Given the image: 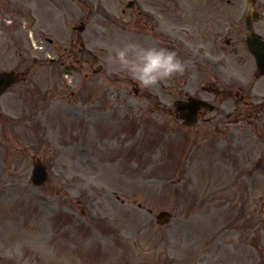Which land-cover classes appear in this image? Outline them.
<instances>
[{
    "label": "rangeland",
    "instance_id": "1",
    "mask_svg": "<svg viewBox=\"0 0 264 264\" xmlns=\"http://www.w3.org/2000/svg\"><path fill=\"white\" fill-rule=\"evenodd\" d=\"M19 1L18 13L0 12V72H27L0 97V264H264V102L242 109L231 86L255 78L242 47L230 61L214 39L240 6L226 9L228 20L225 0H182L170 18L183 14L185 31L172 33L183 43L156 46L91 2L62 0L67 14L36 5L43 30ZM70 38L98 54L99 74L65 53ZM129 41L174 51L185 71L140 87L107 63ZM188 96L216 107L193 128L175 111ZM37 158L50 171L40 187L30 180ZM161 211L170 224L156 222Z\"/></svg>",
    "mask_w": 264,
    "mask_h": 264
},
{
    "label": "flooded vegetation",
    "instance_id": "2",
    "mask_svg": "<svg viewBox=\"0 0 264 264\" xmlns=\"http://www.w3.org/2000/svg\"><path fill=\"white\" fill-rule=\"evenodd\" d=\"M140 1V0H139ZM56 0H52V3L55 4ZM134 2V1H133ZM145 0V4H147V6L150 9V15H151V19H149L148 21L142 23L141 25H144L146 27H150L151 29H159V30H168L169 28L171 29H177L179 26H182L184 23L183 21V14H179V18L176 17V21L178 26L174 27L170 25H165L161 23V20L163 19V16L165 15L168 18V14H172L171 12H173L174 7H176L177 10H179L180 8V2L177 0L175 2V0ZM226 5H229V8L226 7V9H228L230 11V9L232 10L233 6H240L239 9L237 10L238 12H235V19L233 20L231 16H229V12L226 10H223L226 12V15L228 16V20H233L230 24V26H226L225 27V34H224V38L223 41L227 44V46H229L228 49H226V53L227 56L232 59L233 57H236L239 55L240 52V47H242V58H243V63L244 65H248L249 68V73L252 74L256 80L258 81L259 78L264 77L263 75H261L260 70L254 66V68H252L251 66H249L248 60H250V58L253 57V55L250 52L249 49V43H248V39H249V31H248V25L249 27L252 28L253 31H256V33L260 36V38L262 39L261 41L264 42V0H225ZM161 5V6H158ZM172 5V6H171ZM125 11V10H123ZM233 14V13H232ZM148 15V14H147ZM241 21H238V20ZM184 28V26L182 27V29ZM246 33V34H244ZM219 36H222L221 33L219 32ZM217 34L216 32L214 33V39L216 41L217 39ZM76 44L80 43V39H73L71 38V47L74 48L73 46ZM77 60V59H76ZM253 66V65H252ZM256 81H254V83H252L251 88H250V93H252L254 87L256 85ZM244 88H240V91L242 92ZM258 93L260 95V97H264V93H262L263 88L261 89H257ZM236 96H238V100L239 101H243V103L241 105L245 106V107H254L257 108L255 106L253 101L254 99L252 98L253 95L251 96V94H247L245 93V96L240 95L239 92H236L235 94ZM258 96V95H257ZM244 98H246V100H244Z\"/></svg>",
    "mask_w": 264,
    "mask_h": 264
},
{
    "label": "clouds",
    "instance_id": "3",
    "mask_svg": "<svg viewBox=\"0 0 264 264\" xmlns=\"http://www.w3.org/2000/svg\"><path fill=\"white\" fill-rule=\"evenodd\" d=\"M107 63L113 71L127 74L142 88H154L172 77L183 74L185 67L174 51L145 47L129 41L110 52Z\"/></svg>",
    "mask_w": 264,
    "mask_h": 264
},
{
    "label": "water",
    "instance_id": "4",
    "mask_svg": "<svg viewBox=\"0 0 264 264\" xmlns=\"http://www.w3.org/2000/svg\"><path fill=\"white\" fill-rule=\"evenodd\" d=\"M83 58L84 60H89L90 58H87V55L83 52ZM260 63V66H262V63ZM18 81V75L13 74V72H3L0 74V94L7 89L12 83ZM205 102L198 100L196 98H189L187 102L179 103L178 104V110L181 111V117L185 120L186 125H194L197 121V114L198 110L203 106ZM40 165V164H38ZM38 169H40V166H37L34 173H38ZM44 181V180H42ZM170 214L167 212H161L158 215L159 223H166L169 220Z\"/></svg>",
    "mask_w": 264,
    "mask_h": 264
}]
</instances>
